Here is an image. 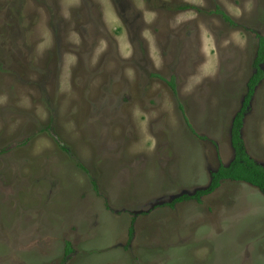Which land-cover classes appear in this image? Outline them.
<instances>
[{"label": "rangeland", "instance_id": "1", "mask_svg": "<svg viewBox=\"0 0 264 264\" xmlns=\"http://www.w3.org/2000/svg\"><path fill=\"white\" fill-rule=\"evenodd\" d=\"M263 36L264 0H0V264H264L255 187L167 206L233 160Z\"/></svg>", "mask_w": 264, "mask_h": 264}, {"label": "trees", "instance_id": "2", "mask_svg": "<svg viewBox=\"0 0 264 264\" xmlns=\"http://www.w3.org/2000/svg\"><path fill=\"white\" fill-rule=\"evenodd\" d=\"M178 8L179 10L182 9V7ZM224 18L227 22L231 23L229 18ZM263 63L264 36L260 38L258 37L257 51L254 62V74L247 83V94L244 97L240 110L238 111L232 122L230 139L231 148L234 153L233 160L227 167L220 165L213 173H211L210 183L207 188L197 191L192 196L183 195L181 197H177L167 205L168 207L172 208L178 203L188 202L191 200L200 202V199L202 197L209 196L217 189H219L224 181L246 183L252 187H255L261 194L264 195V168L248 156L244 146V141L240 133L242 128V121L245 113L249 109V103L254 95L255 87L262 79V71L259 65ZM171 84L173 87V83ZM133 235L134 230L131 226L128 230V242L132 241ZM66 246L67 247L65 248V255H69L71 253V250L68 244H66Z\"/></svg>", "mask_w": 264, "mask_h": 264}, {"label": "clouds", "instance_id": "3", "mask_svg": "<svg viewBox=\"0 0 264 264\" xmlns=\"http://www.w3.org/2000/svg\"><path fill=\"white\" fill-rule=\"evenodd\" d=\"M231 145V144H230ZM232 149V148H231ZM223 166V165H222ZM225 167H227V166H225ZM263 195V194H262ZM210 196V195H209ZM264 196V195H263ZM205 197H208V196H205ZM203 198V197H202ZM201 200V199H200Z\"/></svg>", "mask_w": 264, "mask_h": 264}, {"label": "flooded vegetation", "instance_id": "4", "mask_svg": "<svg viewBox=\"0 0 264 264\" xmlns=\"http://www.w3.org/2000/svg\"><path fill=\"white\" fill-rule=\"evenodd\" d=\"M251 77H252V76H251ZM249 80H250V79H249ZM248 82H249V81H248ZM242 103H243V102H242ZM241 106H242V105H241ZM219 166H220V165H219ZM219 166H218V167H219Z\"/></svg>", "mask_w": 264, "mask_h": 264}, {"label": "crops", "instance_id": "5", "mask_svg": "<svg viewBox=\"0 0 264 264\" xmlns=\"http://www.w3.org/2000/svg\"><path fill=\"white\" fill-rule=\"evenodd\" d=\"M225 166V165H224ZM227 166V165H226Z\"/></svg>", "mask_w": 264, "mask_h": 264}]
</instances>
